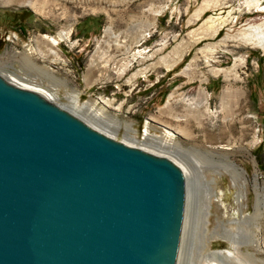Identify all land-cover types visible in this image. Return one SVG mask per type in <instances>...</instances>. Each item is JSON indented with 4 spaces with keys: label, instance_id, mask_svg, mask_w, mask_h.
Wrapping results in <instances>:
<instances>
[{
    "label": "rangeland",
    "instance_id": "obj_1",
    "mask_svg": "<svg viewBox=\"0 0 264 264\" xmlns=\"http://www.w3.org/2000/svg\"><path fill=\"white\" fill-rule=\"evenodd\" d=\"M248 1L40 0L33 6L35 0H0V64L4 65L0 78L14 74L55 89L60 100L50 104L83 123L64 107L68 105L67 94H76L79 106L94 102L100 108V100L110 101V114L120 127L118 135L112 137L85 123L88 127L174 165L172 159L182 160L192 176L196 175L194 165H198L199 153H208L216 162L232 164L244 174L245 197L241 205L237 204V189L230 176L224 174L218 179L209 217L211 230L218 223L227 226L229 221L253 214L254 186L264 200V54L236 38L249 24L264 22V0L250 6L246 5ZM208 17L227 20L214 36L209 24H205ZM109 27L124 40L125 48H130L131 65L121 79L109 69L110 79L104 81L100 66L104 65L96 61L98 53L108 50L105 30ZM60 31L66 32L68 38L52 48L58 61L53 62V57L46 62L34 55L31 58L46 73L22 66L28 48L45 51L50 47L42 37H56ZM124 49L116 51L112 46L107 54L113 56L114 62H121ZM211 49L213 53L208 51ZM176 55L180 60L171 69L162 64L163 58L170 61ZM237 58L243 63L235 62ZM234 63L236 77L231 74L230 83L223 74L211 73L217 69L229 71ZM144 68L148 71L132 86L125 83L126 78ZM50 75L65 84L54 85ZM228 88L233 94L226 99L222 94ZM200 93L205 105L191 113L187 105ZM188 114L185 121H177ZM146 122L157 126L150 132L155 136H160L163 126L185 134L176 137L178 148L173 158L141 146ZM129 125L134 132L126 130ZM124 135L137 143L125 142ZM259 225L264 240V210ZM199 229H193L190 236L193 252L200 247ZM208 251L233 252L232 245L220 238L209 243ZM243 253H247L246 248ZM260 258L264 261V248Z\"/></svg>",
    "mask_w": 264,
    "mask_h": 264
},
{
    "label": "water",
    "instance_id": "obj_2",
    "mask_svg": "<svg viewBox=\"0 0 264 264\" xmlns=\"http://www.w3.org/2000/svg\"><path fill=\"white\" fill-rule=\"evenodd\" d=\"M184 186L0 78V264H175Z\"/></svg>",
    "mask_w": 264,
    "mask_h": 264
},
{
    "label": "bare ground",
    "instance_id": "obj_3",
    "mask_svg": "<svg viewBox=\"0 0 264 264\" xmlns=\"http://www.w3.org/2000/svg\"><path fill=\"white\" fill-rule=\"evenodd\" d=\"M39 1L40 0H35V4L33 6L38 5ZM258 1L259 0H250L246 5H257ZM207 4L208 2L204 3V5ZM199 13L200 12H197L196 16L199 15ZM226 22V19L208 17L205 24H209V29L213 30L212 36H214ZM105 35L107 37L106 46L108 50L106 52L101 51L100 55L98 53L99 57H97V60L99 61H96V63L101 62L104 65H100L102 68L101 79L104 81H108L110 79L109 69L111 71L112 69L115 70L113 73H115L116 78L121 79L131 65V61L128 58L130 48H125L124 40H121L120 35L115 34L110 27L105 30ZM67 38L68 34L63 31L57 33L56 37L43 36L42 40H46V43L50 48H47L45 51H42L38 47H35L34 49L28 48L22 60V66L25 68L28 67L35 69L38 72L40 68L31 62L33 55L45 62L49 61L50 57H53V62L58 61V54L52 48L56 47L59 42L66 41ZM236 38L244 46L256 48L264 54V22L249 24L247 27L242 29ZM112 46L116 51L121 49L123 50L125 48L123 51L124 53H122L123 58L120 59L121 62H119V60L114 62L113 56L107 54ZM208 51L213 53L212 49ZM179 60L180 57L176 55L170 61H167L165 58L161 61L164 66L171 69ZM237 61L239 62V65L243 63V59L241 58H237L235 62ZM118 63L120 64L117 65ZM111 65L112 67L110 68ZM3 67L4 65L0 64V70ZM236 67L237 65L234 63L229 71L217 69L212 70L211 73L214 76L223 74L225 81L230 83L231 74L236 77L234 73ZM40 70L39 72L46 73L43 68ZM189 70L190 67L185 69L186 72ZM147 71L148 68H144L132 74L130 77L126 78L125 83L132 86L135 80L139 76L144 75ZM2 78L7 82V84L36 94L48 103L59 102L60 100V97L56 93L55 89H48L43 86L36 85L35 83L29 80L26 81L14 74L12 76L4 75ZM48 78L54 85L65 84L51 75ZM232 94V90L228 88L223 91L222 97L228 99L232 97ZM75 95L76 94L69 96L67 94L66 97L68 105H64L65 108L76 113L77 116L89 126L97 128L112 137H116L118 135L120 127L118 126V122L115 118H113L110 114L109 110L112 108L110 101L100 100L98 102L101 105L100 108L94 102L85 103L83 106H79ZM238 95L241 98V93ZM204 105L205 98L203 94L200 93L197 99H195L194 102L189 103L187 106L188 110L192 113V111L198 110ZM115 110H117V108ZM182 117L183 118H177V121H185L188 117H190V114ZM153 122L154 121H152V123ZM152 123H145V131L142 136L143 139L141 146L145 150L157 151L173 158L176 147L178 148L176 137H182L185 134L180 130L175 131L168 126H163L160 131V136H155L150 134L151 130L157 128V126ZM126 130L134 132L131 125H129ZM123 140L125 142L137 143L133 137L128 135H124ZM199 157L200 159L197 160L198 165H194L195 176L191 175V169L182 160L179 161V159H177V162L172 159L181 171L185 184L183 217L175 264H264V261L260 258V254L264 248V240L261 236V229L259 225V221L264 210V200L261 199L256 186H254L256 192V202L254 212L251 216L242 215L239 220L229 221L227 226L218 223L211 230L209 227V217L212 209V199L215 197L217 192L218 179L224 174L230 176L232 186L237 189L236 202L241 205V202L245 197V178L241 170H238L228 162H216L208 156V153H205L204 155L199 153ZM240 180L241 182H239ZM197 228H200V247H198L196 252H193L192 248L189 247L191 242H189V240L193 229L196 230ZM216 238L229 242V244L232 245L233 252L224 253L222 251H208L209 243ZM243 248H246L247 253H243Z\"/></svg>",
    "mask_w": 264,
    "mask_h": 264
}]
</instances>
